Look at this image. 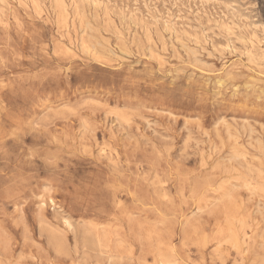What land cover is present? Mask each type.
Returning <instances> with one entry per match:
<instances>
[{"label":"rangeland","instance_id":"374dc122","mask_svg":"<svg viewBox=\"0 0 264 264\" xmlns=\"http://www.w3.org/2000/svg\"><path fill=\"white\" fill-rule=\"evenodd\" d=\"M263 42L264 0H0V264H264Z\"/></svg>","mask_w":264,"mask_h":264},{"label":"bare ground","instance_id":"6f19581e","mask_svg":"<svg viewBox=\"0 0 264 264\" xmlns=\"http://www.w3.org/2000/svg\"><path fill=\"white\" fill-rule=\"evenodd\" d=\"M218 3V2H217ZM245 3V2H244ZM33 5H34V3H33ZM154 5V4H153ZM94 6V5H93ZM163 6H164V4H163ZM75 7V6H74ZM165 7V6H164ZM94 9V8H93ZM135 9V8H134ZM232 9V8H231ZM204 10V9H203ZM148 11V10H147ZM73 13V12H72ZM149 13V12H148ZM147 13V14H148ZM158 13V12H157ZM73 15V14H72ZM116 16V15H115ZM123 16H124V14H123ZM195 16V15H194ZM97 17V16H96ZM96 17H95V19H96ZM150 17V16H149ZM151 17H153V16H151ZM198 17V16H197ZM208 17V16H207ZM226 17V16H225ZM83 18V17H82ZM86 21H87V19H85ZM124 20V19H123ZM147 20V19H146ZM169 20H171V19H169ZM127 21V20H126ZM65 22H67V20L65 21ZM129 22H130V20H129ZM155 22V21H154ZM165 22V21H164ZM163 22V23H164ZM168 22V21H167ZM170 22V21H169ZM79 23V22H78ZM93 24V23H92ZM166 24H168V23H166ZM200 24V23H199ZM88 25H91V24H87L86 26L88 27ZM94 25V24H93ZM92 25V26H93ZM140 25V24H139ZM172 25H173V23H172ZM211 25V24H210ZM96 26V25H95ZM169 26V25H168ZM144 27V26H143ZM200 27V26H199ZM5 28V27H4ZM91 28V27H90ZM116 28V27H115ZM154 28V27H153ZM168 28V27H167ZM205 28V27H204ZM253 28V27H252ZM254 28H255V26H254ZM196 29V28H195ZM194 29V31H196ZM197 29H199V28H197ZM94 30V29H93ZM249 30V29H248ZM87 31H88V29H87ZM95 31V30H94ZM165 31V30H164ZM169 31H171V29L169 28ZM208 32V31H207ZM90 33V32H89ZM168 34V33H167ZM171 34V33H170ZM173 34V33H172ZM198 37V36H197ZM255 37V36H254ZM190 38H191V36H190ZM250 38H252V37H250ZM89 40V39H88ZM186 40V39H185ZM191 40V39H190ZM196 41V40H195ZM87 42H89V41H87ZM190 43V42H189ZM264 43V42H263ZM207 44V43H206ZM252 44V43H251ZM258 44H259V42H258ZM161 45V44H160ZM253 45V44H252ZM252 47V46H251ZM172 48H173V46H172ZM110 49V48H109ZM187 49V48H186ZM189 51V50H188ZM247 53V52H246ZM112 54H113V52H112ZM127 55V54H126ZM196 55V54H195ZM194 55V56H195ZM247 55V54H246ZM249 56H251L250 54H248ZM200 56V55H199ZM210 56V55H209ZM130 58V57H129ZM194 58V57H193ZM195 59V58H194ZM263 59V58H262ZM221 60V59H220ZM178 61V60H177ZM180 61V60H179ZM184 61V60H183ZM199 61V60H198ZM196 63V62H195ZM201 65V64H200ZM203 65V64H202ZM195 69V68H194ZM203 73V72H202ZM194 75V74H193ZM264 77V76H263ZM119 113V112H118ZM120 118V117H119ZM120 120V119H119ZM126 120V119H125ZM129 121V120H128ZM130 122V121H129ZM131 123V122H130ZM124 124H126V123H124ZM120 125H121V123H120ZM129 125V124H128ZM122 126V125H121ZM129 127V126H128ZM121 128V127H120ZM258 140V139H257ZM258 144V143H257ZM104 148H106L105 146H104ZM244 151V150H243ZM237 153V152H236ZM235 153V154H236ZM116 155V154H115ZM235 158V157H234ZM237 159H238V157H237ZM243 159H245V158H243ZM236 160V159H235ZM236 161H238V160H236ZM248 170V169H247ZM248 172V171H247ZM249 173H250V171H249ZM251 174H252V172H251ZM248 184V183H247ZM248 185H250V184H248ZM241 188V187H240ZM252 188V187H251ZM242 189V188H241ZM256 190H258V189H256ZM255 190V191H256ZM249 192V191H248ZM164 198H166V197H164ZM132 200V199H131ZM199 200V199H198ZM120 207V206H119ZM229 228V227H228ZM156 229V228H155ZM231 229V228H230Z\"/></svg>","mask_w":264,"mask_h":264}]
</instances>
